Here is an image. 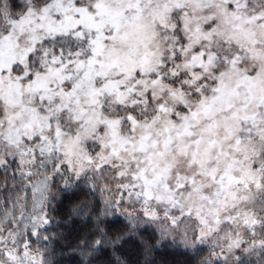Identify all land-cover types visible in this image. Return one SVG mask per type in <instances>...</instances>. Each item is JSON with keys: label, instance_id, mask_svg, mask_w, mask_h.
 Returning a JSON list of instances; mask_svg holds the SVG:
<instances>
[{"label": "snow or ice", "instance_id": "obj_1", "mask_svg": "<svg viewBox=\"0 0 264 264\" xmlns=\"http://www.w3.org/2000/svg\"><path fill=\"white\" fill-rule=\"evenodd\" d=\"M0 264H264V0H0Z\"/></svg>", "mask_w": 264, "mask_h": 264}]
</instances>
